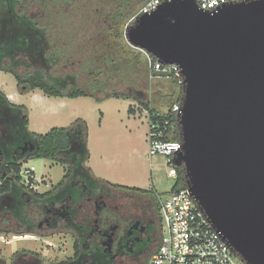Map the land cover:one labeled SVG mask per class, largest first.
Returning <instances> with one entry per match:
<instances>
[{"label":"trees","instance_id":"trees-1","mask_svg":"<svg viewBox=\"0 0 264 264\" xmlns=\"http://www.w3.org/2000/svg\"><path fill=\"white\" fill-rule=\"evenodd\" d=\"M18 5V0H0L3 35L0 37V70L13 74L17 86L22 88L21 93L40 90L49 97L90 96L82 87L65 89L58 77H47L40 67L24 76L9 69L15 57L28 55V60L35 62L48 47L45 30L22 13ZM139 9L134 0L113 2L105 15L109 22L102 33L108 47L102 55L103 63L91 72L90 80L104 84L105 80L116 78L145 90L160 78L176 85L170 76L159 73L150 79L143 53L131 48L124 39L123 24ZM52 58L50 55L49 61ZM4 60L10 61L7 67L2 66ZM19 63L24 64L21 60ZM177 87L176 103L180 104L181 86ZM111 97L130 98L117 93ZM135 100L152 119L169 120L167 140H179L177 119L168 111L173 104L162 117H157L158 110L149 98ZM87 137V125L82 119H76L67 127L51 128L45 134L29 131L26 108L10 103L0 90V201L9 199L7 206L0 203V234L40 237L69 234L73 239L72 257L50 264H117L115 259L121 256L131 257L133 264H148L160 241L158 194L153 188L128 187L94 177L85 166L89 159ZM34 159H47L65 167L62 179L43 193L21 183L22 165ZM173 169L175 179L171 189L186 187L182 167ZM119 199L130 201L127 212L122 213L116 205ZM27 258H34L32 262L41 261L37 253L23 250L12 254L11 264H25L23 261Z\"/></svg>","mask_w":264,"mask_h":264},{"label":"water","instance_id":"water-1","mask_svg":"<svg viewBox=\"0 0 264 264\" xmlns=\"http://www.w3.org/2000/svg\"><path fill=\"white\" fill-rule=\"evenodd\" d=\"M126 43L183 79L173 158L185 186L244 264H264V0L199 9L164 0Z\"/></svg>","mask_w":264,"mask_h":264},{"label":"rangeland","instance_id":"rangeland-1","mask_svg":"<svg viewBox=\"0 0 264 264\" xmlns=\"http://www.w3.org/2000/svg\"><path fill=\"white\" fill-rule=\"evenodd\" d=\"M71 1L70 8H64L57 0H20L27 4L29 13L38 12V21L46 29L48 53H59L56 55L57 63L47 72L48 76L62 79L67 75L74 76V85L84 87L88 83L85 63L91 61L90 65H94V68L101 64L105 50L102 33L109 22L105 15L110 3L118 0ZM151 81L155 82L153 79ZM156 81L158 83L145 90L129 81L114 78L111 81L105 80L104 86L96 91L84 87L90 96L58 98L45 96L40 90L20 94L13 76L0 72L2 89L6 93L14 91L18 97L16 101L26 107L28 129L31 132L45 134L51 128L67 127L76 119H82L87 125V149L90 154L85 166L91 169L94 177L128 187L153 188L162 194L174 182L170 176L173 170L166 165L163 157H148L146 113L135 99L147 97L157 110L162 111L176 103L179 88L164 78ZM65 86L70 87L68 79ZM114 93L130 98L111 97ZM26 167H33L36 178H48V185L57 184L65 173V167L47 159L28 160L21 169ZM25 179L23 183L26 186ZM43 185L47 186L46 182H37L34 191H48L49 186ZM129 202L119 199L116 205L125 213L129 209ZM10 225L13 227V224ZM34 237L36 239H23L10 244L0 242V264H11L12 254L23 250L44 255L39 254L41 261L32 262L34 258H27V261H23L25 264H50L72 257L73 239L69 234ZM115 260L117 264L134 263L127 256Z\"/></svg>","mask_w":264,"mask_h":264},{"label":"built area","instance_id":"built-area-1","mask_svg":"<svg viewBox=\"0 0 264 264\" xmlns=\"http://www.w3.org/2000/svg\"><path fill=\"white\" fill-rule=\"evenodd\" d=\"M164 0H148L129 22L134 21L141 14H149L157 9ZM199 9L217 11L226 4L248 2L251 0H194ZM151 79L155 73L170 76L177 86H182L183 79L180 69L176 65H164L156 61L151 55L142 52ZM180 104H173L168 110L178 120ZM167 110H158L157 117H162ZM147 155L149 158L163 157L166 165L172 169L173 158L181 148V142L167 140V127L170 122L166 118H155L147 110ZM177 124V122H176ZM178 126V125H177ZM33 167L20 170V176L26 178V186L34 184ZM25 182V181H24ZM160 208V241L156 252L151 256L148 264H244L223 241L216 232L206 215L199 209L186 187L169 189L165 193H157ZM36 239L32 235H3L0 242L10 244L17 240Z\"/></svg>","mask_w":264,"mask_h":264},{"label":"flooded vegetation","instance_id":"flooded-vegetation-1","mask_svg":"<svg viewBox=\"0 0 264 264\" xmlns=\"http://www.w3.org/2000/svg\"><path fill=\"white\" fill-rule=\"evenodd\" d=\"M19 1V5H18V7H20L21 8V12L22 13H26L28 16H30L32 19H34V21H35V23L38 25V27H40V28H43L44 30H45V34H44V37H45V40L47 41V39H46V29L44 28V27H42L41 26V24L39 23V21H40V16H38V12H36V13H29L28 12V7H27V4L26 3H22V2H20V0H18ZM144 1L145 0H134V4L136 5V7H139V8H141V6L144 4ZM57 3L59 4V5H62L64 8H70L69 6H71L72 5V1L71 0H57ZM111 4V6H110V8L112 7V5H113V2H111L110 3ZM73 6H75V5H73ZM109 8V9H110ZM109 11V10H108ZM107 11V12H108ZM139 10H137V12H138ZM137 12H135L134 14H132L126 21H125V23L123 24V35H124V32H125V30L130 26V25H132L133 23H134V21H132V22H129V20L132 18V16H135L136 14H137ZM39 20V21H38ZM3 35L1 34V32H0V37H2ZM108 47V44H105V49ZM57 54H59L58 52H57ZM57 54H52V56L54 57V58H52L53 60L52 61H49V57H50V54L48 53V47H47V49H46V51H45V53H43L42 55H41V57H38L36 60H35V62L34 61H31V60H28V55H25V56H22V57H15L14 59H13V66H11L9 69H12L17 75H20V76H24V75H27L28 73H30L35 67H40V68H42L43 70H44V72L46 73V75H47V77H51V76H48V74H47V72L51 69V67H52V65H54V64H56L57 63ZM63 56H64V54H63ZM19 60H21L24 64H22V63H19ZM30 61V62H29ZM34 62V63H33ZM90 62L91 61H89V60H87V62L85 63V66H86V73H87V79H88V83H87V86H84V87H91V89H93L94 91H96L98 88H101V87H103L104 86V84H97V82L95 81V80H90V77H91V72H93L94 70H95V68L92 66V65H90ZM10 63V61L9 60H4L3 62H2V66H4V67H7L8 66V64ZM101 63H103V60H102V58H101ZM29 67H32V68H29ZM19 69H22V71H19ZM31 70V71H30ZM30 71V72H29ZM0 72H3V71H1L0 70ZM4 73H6V72H4ZM10 74V73H9ZM12 76H13V74H11ZM55 77V76H54ZM62 82H63V86H64V88L65 89H71V88H74V87H76L75 85H74V83H75V77L74 76H66V78H60V77H58ZM13 79L15 80V78H14V76H13ZM68 79V81L70 82V87L69 88H67L65 85H66V80ZM15 83H16V87L19 89V91L21 92V90H22V88H19L18 86H17V82H16V80H15ZM77 87H82V86H77ZM84 87H82L83 89H84ZM85 90V89H84ZM143 92V91H142ZM138 94V93H137ZM138 95H140V94H138ZM142 95V94H141ZM8 201H9V199L7 198V200L6 199H2L1 201H0V203L3 205V206H7V204H8Z\"/></svg>","mask_w":264,"mask_h":264},{"label":"crops","instance_id":"crops-1","mask_svg":"<svg viewBox=\"0 0 264 264\" xmlns=\"http://www.w3.org/2000/svg\"><path fill=\"white\" fill-rule=\"evenodd\" d=\"M0 90L5 94V96L7 97V99H8V101L10 102V103H12V104H14V105H21V104H19L18 103V101H16L17 99H18V97H17V95H16V93L14 92V91H9V92H5L3 89H2V87L0 86ZM32 92V91H31ZM28 93V92H27ZM20 94H24V93H21L20 92ZM23 106V105H22ZM25 107V106H24ZM26 108V107H25ZM167 109V108H166ZM166 109H164V110H166ZM27 119H28V122H29V118H28V115H27ZM28 126H29V123H28ZM30 131V130H29ZM89 157H90V154H89ZM55 162H53V164H54ZM55 164H57V163H55ZM89 168V167H88ZM90 169V168H89ZM91 170V169H90ZM65 174V173H64ZM33 176H34V180H32V182H34V184H32V185H30V187L29 188H31V189H33V190H36V183L38 182H46V184H47V186H49V189H50V187L51 186H53V185H55V184H50V185H48V181H47V179L48 178H44V177H41V178H36V175H35V172L33 173ZM64 176V175H63ZM62 176V177H63ZM49 181H50V179H49ZM21 183L24 185V183H23V180L21 181ZM25 186V185H24ZM44 187H47L46 185H43ZM27 187V186H26ZM32 236H34V235H32ZM18 241V240H17ZM32 252H35V251H32ZM35 253H37L38 255L39 254H41L42 256H44L42 253H38V252H35Z\"/></svg>","mask_w":264,"mask_h":264}]
</instances>
